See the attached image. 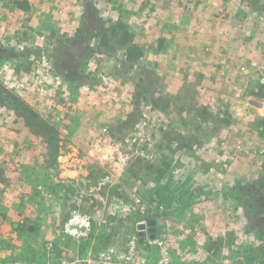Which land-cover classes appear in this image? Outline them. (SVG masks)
<instances>
[{
  "label": "rangeland",
  "instance_id": "obj_1",
  "mask_svg": "<svg viewBox=\"0 0 264 264\" xmlns=\"http://www.w3.org/2000/svg\"><path fill=\"white\" fill-rule=\"evenodd\" d=\"M29 2L0 0V80L56 135L0 92V256L135 239L145 264H264L232 193L264 175V0ZM74 211L87 236L65 230Z\"/></svg>",
  "mask_w": 264,
  "mask_h": 264
},
{
  "label": "trees",
  "instance_id": "obj_2",
  "mask_svg": "<svg viewBox=\"0 0 264 264\" xmlns=\"http://www.w3.org/2000/svg\"><path fill=\"white\" fill-rule=\"evenodd\" d=\"M9 1H11L16 7L22 10H29L31 8V3L29 2V0ZM262 1L263 0H257V2ZM119 27L123 28L122 25H120ZM123 34V43L126 44L129 40V34L127 31H124ZM102 38L104 39V41H108V33L104 32ZM128 49V57L130 59H133L140 55V53L136 54V52H134L129 46ZM59 73L60 75H64L62 71ZM0 92L6 93L19 107V110H17L15 113V121L17 123H21L25 128H29L34 134L40 137L49 135L50 139L52 137L54 138V134L56 135V128L52 126V124L48 122V120L41 117L40 113L32 108L29 104H27L26 101L23 100V98H21L17 93L8 89L1 80ZM260 94L264 96V88H261ZM0 177H5L3 170H0ZM232 193L236 194L238 199L245 202V205L247 204L252 218H254L257 222L255 226L256 232L264 241V175L261 178L251 182L238 181L233 186Z\"/></svg>",
  "mask_w": 264,
  "mask_h": 264
},
{
  "label": "built area",
  "instance_id": "obj_3",
  "mask_svg": "<svg viewBox=\"0 0 264 264\" xmlns=\"http://www.w3.org/2000/svg\"><path fill=\"white\" fill-rule=\"evenodd\" d=\"M264 83V73L261 75ZM91 227V216L77 211L73 212V217L66 223V231L77 236H87ZM168 257L161 260L160 264H167ZM0 264H145L138 255L137 240L132 239L129 243L119 245H109L99 249H87L83 253L74 256L56 257L49 254L43 263H36L30 259L2 257Z\"/></svg>",
  "mask_w": 264,
  "mask_h": 264
},
{
  "label": "water",
  "instance_id": "obj_4",
  "mask_svg": "<svg viewBox=\"0 0 264 264\" xmlns=\"http://www.w3.org/2000/svg\"><path fill=\"white\" fill-rule=\"evenodd\" d=\"M155 223H156L155 220H150L149 221V224L151 225V227H150V232L152 233L151 234V237H154V231L156 229L155 228ZM14 226L17 227L18 226V223H14Z\"/></svg>",
  "mask_w": 264,
  "mask_h": 264
},
{
  "label": "crops",
  "instance_id": "obj_5",
  "mask_svg": "<svg viewBox=\"0 0 264 264\" xmlns=\"http://www.w3.org/2000/svg\"><path fill=\"white\" fill-rule=\"evenodd\" d=\"M210 39H212V40H214V39H216V37L215 36H213V35H211V33H210V36H208ZM195 53H199V51H195Z\"/></svg>",
  "mask_w": 264,
  "mask_h": 264
}]
</instances>
